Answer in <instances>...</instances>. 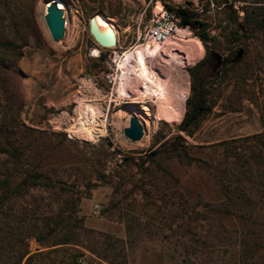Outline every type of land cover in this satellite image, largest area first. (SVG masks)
<instances>
[{
	"label": "rangeland",
	"instance_id": "1",
	"mask_svg": "<svg viewBox=\"0 0 264 264\" xmlns=\"http://www.w3.org/2000/svg\"><path fill=\"white\" fill-rule=\"evenodd\" d=\"M46 1L0 0V40L6 42L0 45V142L20 141L28 148L22 163L40 164L52 180L74 186L83 197L78 215L88 232L80 231L75 245L56 250L48 247L55 235L39 243L35 237L46 230L37 217H25L23 210L38 214L55 210L60 195L51 189H31L6 205L9 220L0 231V264H24L19 257L26 250L35 254L29 264H238V238L261 232L264 242V199L256 202L257 210L248 221L220 218L213 209L223 194L206 171L169 159L158 161L159 167L151 158L177 135L203 156L207 146L262 132L264 35L247 39L239 37L240 32L234 35L230 4L241 22L242 7L264 4V0H62L68 8L63 15L64 38L58 43L51 40L43 19ZM159 4L173 10L186 8L204 22L210 39L206 46L221 60H233L243 50L241 60L220 85L217 105L192 137L177 131L182 119L169 124L160 117L155 97L131 102L130 96L117 94L104 80L119 57L141 48L137 46L144 28ZM100 15L115 29L114 48L99 47L89 33L90 18ZM180 34L158 48L157 56L145 58L156 61L153 69L170 60L167 65L173 74L186 72L184 115L190 92L187 69L203 59L205 48L197 29L187 27ZM197 44L200 56L192 63L181 60L182 50ZM80 99L100 110L97 121L104 132L95 140L76 134L75 128L81 126H76ZM133 105L149 109L147 116L140 111L149 127L138 142L123 135L129 109L136 110ZM59 115L57 121L65 128L56 125L54 117ZM15 168L0 151V177L16 175ZM109 243L115 247L110 249Z\"/></svg>",
	"mask_w": 264,
	"mask_h": 264
},
{
	"label": "trees",
	"instance_id": "2",
	"mask_svg": "<svg viewBox=\"0 0 264 264\" xmlns=\"http://www.w3.org/2000/svg\"><path fill=\"white\" fill-rule=\"evenodd\" d=\"M257 3L260 2H256L254 6L242 7L244 16L241 22H238V15L233 9V5L230 4V21L236 26L234 35H238L240 32L239 37L242 36L246 39L260 34L264 35V4ZM167 9L180 20L181 27L197 29L201 32L199 38L205 48L203 59L187 69L190 76V92L185 101L183 118L176 127L178 132L192 137L217 105L222 92L220 91L221 83L226 81L229 72L243 55L238 59H235V56L233 60L225 58L217 67V59L212 56L213 53H210L206 46V41L210 40L206 32L207 25L194 19L193 14L186 8L173 10L167 6ZM4 43L6 44L0 40V45ZM3 141L0 142V151L5 155L8 163L16 165L17 174L5 178L0 177V231H2L5 222L9 220L5 211L9 202L23 198L31 189H51L60 195L59 200L55 199L56 203L60 202L55 210L43 211L38 214L37 211L24 209L23 215L37 217V221L46 230L45 235L41 234L35 237L39 243H44L43 240L46 239V236L55 235L56 240L48 246L53 250L75 245L79 232H88L83 226V219L78 215L80 201L83 197L77 194L74 186L66 184L60 179L52 180L42 171L40 164L22 163V156L28 149L26 145L8 138H4ZM18 143L19 145H17ZM205 149L207 150L205 155H197L195 149L188 145L182 136L177 135L162 149L156 150L151 159L159 167L161 166L158 161L169 159L186 167H195L206 171L223 194L222 202L213 209L215 214L220 218L238 217L248 221L249 216H253L257 210L256 202L261 201L262 203L264 199V129L258 134L213 144ZM160 170L171 180L177 181L172 173L165 168ZM257 199L259 200L257 201ZM199 206L201 205L199 204ZM25 217L23 223L27 222ZM261 236V232L258 234L250 232L238 238V264H264V256H262L264 242ZM108 247L114 248V243H109ZM34 257L35 254H30L26 250L20 255L19 261L24 260V264H29ZM112 264L120 263L116 261Z\"/></svg>",
	"mask_w": 264,
	"mask_h": 264
},
{
	"label": "bare ground",
	"instance_id": "3",
	"mask_svg": "<svg viewBox=\"0 0 264 264\" xmlns=\"http://www.w3.org/2000/svg\"><path fill=\"white\" fill-rule=\"evenodd\" d=\"M54 2H56L58 8L63 11V15L65 17L68 8L65 2L62 0H55ZM47 6L48 4H45L44 13L46 12ZM94 23V29L96 33H103L108 29H111L115 36L114 27L110 25L109 21L106 19V17L104 18L103 15L97 16L96 18L94 17ZM67 25L68 23L66 22V26ZM181 47H183V45H181ZM186 47H188V50H182L181 53L183 54L180 55L182 57L181 60L187 63H192L202 53L201 46L200 44H197V47L194 45H187ZM141 49L142 48H138L131 52L128 51L124 54V75L122 76L123 79L120 84L121 88L119 92L121 94L130 96L132 99L131 102H136L135 100L139 97H155L160 102V117L169 124L178 123L183 116L184 99L188 92L187 74L185 71H176V73L173 74L175 71L173 70L174 72H171V67L167 65L171 62L170 60H165V65L162 67H160V65L159 67L154 66L153 69L152 66L156 61L153 59L152 61L147 60L145 57H155L159 51L156 48L148 53ZM77 103H79V105L76 109V112L77 117L80 116L78 118V122L81 126H79L77 129L75 128L76 134L84 133V139L90 141L95 140L97 134L104 132L101 129L102 127L100 128L101 123L97 121V118L100 115V110H98L95 106H92L91 103L90 105L87 104L88 102L86 103L83 99H80V101H77ZM141 110L143 111V115H149V109L147 107L142 106ZM129 111L131 112V115L136 116L139 118V120H141V122H143L145 129L149 127L148 120L143 115H141L139 111L134 109H129ZM58 118L60 117H56L55 120L57 121ZM86 118L87 120H85ZM86 121H88L87 124L85 123Z\"/></svg>",
	"mask_w": 264,
	"mask_h": 264
},
{
	"label": "built area",
	"instance_id": "4",
	"mask_svg": "<svg viewBox=\"0 0 264 264\" xmlns=\"http://www.w3.org/2000/svg\"><path fill=\"white\" fill-rule=\"evenodd\" d=\"M65 28V22H64ZM186 28L180 26V20L175 16V14L164 7L162 4L159 6L155 5L153 10V15L149 21V23L145 26L143 36L141 38L142 43L137 47H141L145 52L150 53L154 49H158L164 46H167L169 43L177 40L181 32H185ZM125 54V53H124ZM124 54L119 57L118 63L114 64V66H110L108 71L104 75V80L107 85L111 87V90H115L118 94L120 90V84L123 79V68H124ZM122 96V94H121ZM63 115V114H61ZM61 115L57 116L60 117ZM67 115V114H66ZM74 116V114H73ZM80 116H78L79 118ZM56 117H54L55 119ZM73 117H71L72 119ZM82 120V119H81ZM87 120V118L85 119ZM88 121L85 123L87 124ZM78 123V122H77ZM56 125H58V129H62V125L60 126L57 121ZM80 124L78 123L79 126ZM87 126V125H86ZM88 127V126H87ZM100 134L96 136L99 137ZM99 206H94V213L99 212Z\"/></svg>",
	"mask_w": 264,
	"mask_h": 264
},
{
	"label": "water",
	"instance_id": "5",
	"mask_svg": "<svg viewBox=\"0 0 264 264\" xmlns=\"http://www.w3.org/2000/svg\"><path fill=\"white\" fill-rule=\"evenodd\" d=\"M55 0H47L45 4H48L46 8V13L43 16L46 28L49 32L51 40L55 43L60 42L64 38V18L63 11L58 8V5ZM104 16V15H103ZM106 17V16H104ZM107 18V17H106ZM108 19V18H107ZM110 21V20H109ZM94 16H92L89 20V33L93 37L96 44L101 48H112L117 46L116 37L112 33L111 29H108L103 33L95 32L94 25ZM243 50H239L236 54L235 59H238L242 56ZM212 56L217 58L218 65L221 63V57L213 53ZM131 107L136 108L137 111H141V107L139 105H133ZM123 135L125 138L130 140L131 142H138L142 139L144 135V125L143 123L134 115H131L128 122V127L124 128Z\"/></svg>",
	"mask_w": 264,
	"mask_h": 264
},
{
	"label": "flooded vegetation",
	"instance_id": "6",
	"mask_svg": "<svg viewBox=\"0 0 264 264\" xmlns=\"http://www.w3.org/2000/svg\"><path fill=\"white\" fill-rule=\"evenodd\" d=\"M215 59H217V58H215Z\"/></svg>",
	"mask_w": 264,
	"mask_h": 264
}]
</instances>
